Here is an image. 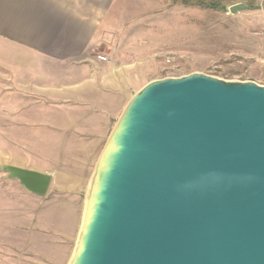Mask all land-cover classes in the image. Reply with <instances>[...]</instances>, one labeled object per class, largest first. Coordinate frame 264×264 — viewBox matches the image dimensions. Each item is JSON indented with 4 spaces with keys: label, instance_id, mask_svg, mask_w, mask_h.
Listing matches in <instances>:
<instances>
[{
    "label": "water",
    "instance_id": "obj_1",
    "mask_svg": "<svg viewBox=\"0 0 264 264\" xmlns=\"http://www.w3.org/2000/svg\"><path fill=\"white\" fill-rule=\"evenodd\" d=\"M4 170L48 189V174ZM66 264H264V85L203 73L143 84L89 178Z\"/></svg>",
    "mask_w": 264,
    "mask_h": 264
},
{
    "label": "crops",
    "instance_id": "obj_2",
    "mask_svg": "<svg viewBox=\"0 0 264 264\" xmlns=\"http://www.w3.org/2000/svg\"><path fill=\"white\" fill-rule=\"evenodd\" d=\"M119 1L0 0V264L68 260L89 178L142 86L116 45L135 39ZM7 166L48 174L45 194Z\"/></svg>",
    "mask_w": 264,
    "mask_h": 264
},
{
    "label": "rangeland",
    "instance_id": "obj_3",
    "mask_svg": "<svg viewBox=\"0 0 264 264\" xmlns=\"http://www.w3.org/2000/svg\"><path fill=\"white\" fill-rule=\"evenodd\" d=\"M119 2L135 39H119L116 45L137 67V88L191 73L264 85V0ZM239 2L246 9L231 13L228 7ZM79 221L76 214L74 241Z\"/></svg>",
    "mask_w": 264,
    "mask_h": 264
},
{
    "label": "built area",
    "instance_id": "obj_4",
    "mask_svg": "<svg viewBox=\"0 0 264 264\" xmlns=\"http://www.w3.org/2000/svg\"><path fill=\"white\" fill-rule=\"evenodd\" d=\"M97 59L102 60V61H105L106 60V57L104 55L98 54L97 55Z\"/></svg>",
    "mask_w": 264,
    "mask_h": 264
}]
</instances>
